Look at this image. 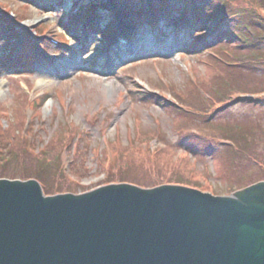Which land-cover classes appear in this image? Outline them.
<instances>
[{
    "label": "rangeland",
    "instance_id": "rangeland-1",
    "mask_svg": "<svg viewBox=\"0 0 264 264\" xmlns=\"http://www.w3.org/2000/svg\"><path fill=\"white\" fill-rule=\"evenodd\" d=\"M159 1L0 0V11L10 16L14 14L17 22L28 28V31L18 28V31L30 38L26 45L19 44L21 39L13 43L19 47L14 57L29 62L27 69L11 71L13 69L6 67V71L0 73V126L6 128L11 123L18 129L17 117L21 118L20 135L26 150L35 156L47 144L63 141L65 137L67 140L60 154L64 149L66 152L58 155L64 167L60 164V168L54 170L57 177L65 171L67 177L64 176V180L56 177L53 180L45 163L40 162L37 170L25 169L20 168L16 160L1 163V179L17 178L24 170L25 176L43 183L45 195L57 192L82 195L122 182L143 189L182 186L225 197L234 189L264 182V66L251 65L247 69L250 72L217 73L209 79L214 89L203 88V81L212 73L201 60L220 56V51L208 50L205 54L201 51L199 55L184 51L181 46L182 40L189 37L187 32L176 33L173 28L165 31L167 22L163 26L159 23L165 19L161 12L158 14V9L165 10L169 4L167 13L183 8L190 16L191 5L188 0H169L158 7ZM207 1L198 0L197 3ZM228 1L236 10L247 12V18L243 19L241 14L229 13L230 21L235 19L230 28L232 23L241 24L238 30L246 28L248 31L240 34L241 37L257 39L258 24L252 21L250 13L264 18V0ZM86 4L106 7L97 23L111 22L96 34L106 41L108 35L122 30L120 33L125 36L119 49L116 43L112 47L99 44V39L93 35L85 36L83 32H80L82 38L89 40L84 49L74 40L77 38L74 24L77 18L86 15L80 12ZM148 6L153 9L151 12ZM136 9L148 14L151 25L154 20L159 24L152 29L146 28L144 22L137 25L133 13ZM153 11L155 18H152ZM226 26H220L218 31ZM80 29L84 27L80 26ZM0 30V43L13 37L2 26ZM254 44H251V56L264 63V41ZM239 46V50H244L242 45ZM128 47L135 50L128 52ZM33 50L49 62L42 58V61L34 62ZM72 51L76 55L68 56ZM101 52L106 56L103 57ZM30 55L32 61H27ZM122 55L114 60L115 56ZM95 60H99L101 66H94L91 61ZM216 61L226 68L233 67L221 57ZM9 62L15 63V59ZM130 83L143 88V93L148 92L147 88L155 92L156 99H167L182 111L184 117L192 118L191 122L185 123L186 118L161 102L140 101ZM109 84L117 89L109 90ZM45 92L50 97L46 103H31ZM225 97L228 99L223 101L221 98ZM130 144L136 145L135 150L143 154L132 160L127 168L125 166L127 171L122 175V170L115 171L119 153L116 148ZM159 150L170 153L162 154Z\"/></svg>",
    "mask_w": 264,
    "mask_h": 264
},
{
    "label": "water",
    "instance_id": "water-1",
    "mask_svg": "<svg viewBox=\"0 0 264 264\" xmlns=\"http://www.w3.org/2000/svg\"><path fill=\"white\" fill-rule=\"evenodd\" d=\"M0 264H264V183L228 197L128 184L45 196L0 180Z\"/></svg>",
    "mask_w": 264,
    "mask_h": 264
},
{
    "label": "trees",
    "instance_id": "trees-1",
    "mask_svg": "<svg viewBox=\"0 0 264 264\" xmlns=\"http://www.w3.org/2000/svg\"><path fill=\"white\" fill-rule=\"evenodd\" d=\"M32 1V0H30ZM162 1V0H160ZM157 3L158 7L165 5L166 1L169 3V0H164L162 2ZM189 4L191 5V15L188 16L187 11H185L183 8L180 9V11L175 10V12H170L167 13L166 15L164 14V22H167V29H174V31L177 29V31H181L182 33L188 34V38L186 41H182L183 45L181 46L184 51L187 53H194L199 55V53L202 51L205 53H208L209 51H220V56H215L213 57H205L202 61L203 65L209 68L210 73H212L208 79H205L203 81V88H207L209 91L214 89L212 87V80H209L210 78H214L217 73L220 72H226V73H232L233 70H237L243 72H247L249 67L251 65H262L264 66V63H261L259 61H256L253 59V57L250 54V50L252 49L251 44L257 43L260 40L264 41V18L260 17L259 14H253L250 13L252 16V21L258 24L257 27V39H252L249 38L248 36L241 37L240 34L248 33L247 29H241V24H233L232 23V30L230 28V14H241L240 16L243 18L246 17V10L244 9H239L237 10L230 6V2L227 0H208L205 3H197L198 0H188ZM232 1V0H231ZM228 4V5H227ZM103 4H86L83 9H81V12H85L86 18H87V24L86 27L91 31V32H96L98 27L94 23V16L100 15L102 9H106V7ZM50 8V6H49ZM247 8V7H246ZM166 9H169V4H166ZM233 9V10H232ZM249 9H252L251 6H249ZM159 10V9H158ZM135 20L146 23L145 25L151 26L148 22V18L146 16V13L144 14V11L142 9L135 10ZM104 13V12H102ZM175 13V14H174ZM178 14V16H176ZM144 16V17H143ZM142 17V18H141ZM190 17V18H188ZM168 18V20H166ZM187 19V20H186ZM227 19V21H226ZM250 19V18H248ZM79 21L78 24L81 23L80 18L77 19ZM107 23H109L107 21ZM227 25L226 28L222 31H218L220 26ZM107 26L106 24H103ZM4 28L5 31H7L9 34H13V37L11 39H5L3 42L0 43L1 49V56H0V69L2 68L5 70L6 67H10L11 69H16L24 66V62H21L22 58H17V57H12L14 53H17L18 51V44H12L13 41L17 40L19 37L21 39L20 45H26V42H28V37L26 34H23L21 37L18 35L17 30L15 29V26L12 24L11 21L0 17V28ZM100 27L99 30L102 32V29L105 28ZM246 27V26H245ZM262 28V29H261ZM217 29V32H215ZM2 30H0L1 32ZM173 31V32H174ZM81 34V33H80ZM110 39V35H108L106 40ZM75 40H78L81 44L83 43L82 40V34L80 36H77ZM213 45L214 47L211 48L210 46ZM237 45V46H236ZM242 45L244 50H239L240 46ZM255 45V44H254ZM3 46V47H2ZM85 45L83 44V47ZM209 50V51H208ZM223 51V52H222ZM213 54V53H212ZM229 54L232 58L229 59L228 55ZM19 56V54H18ZM21 57V56H19ZM217 57H221L233 64L232 68H226L222 63H219L216 61ZM15 59V63L10 64L11 62L8 63L10 59ZM248 59V61H247ZM238 61V62H236ZM249 62V63H248ZM242 63H245L243 65ZM210 65V66H209ZM257 66H255L256 68ZM7 68V69H10ZM254 68V70H256ZM263 68V67H262ZM250 72V71H249ZM254 72V71H253ZM252 73V72H251ZM253 74V73H252ZM15 89L18 91V85L15 83ZM131 88H133V93L134 95L137 96V98L140 101L148 100L149 102L155 101L154 103H162L164 107H168L171 109L172 112L177 113L182 118H186L185 123L191 122L192 118L184 117L182 111L175 107L172 103L169 101L165 100L162 101L160 99H156L154 95L152 94H146L141 91L136 85L134 84H129ZM191 92V91H189ZM22 96V94L20 93ZM191 95V94H190ZM135 97V96H134ZM24 98V97H23ZM228 99L227 97L221 98ZM24 103H25V98L23 101L22 109L24 108ZM1 117H0V124H1ZM5 120V119H4ZM212 121V120H211ZM209 121V122H211ZM8 122V121H7ZM215 123V122H211ZM17 125L19 126L18 129L13 128V126L8 125L6 128H3L0 126V165L2 162L5 161V163H10V161L16 160L19 163L20 168H34L35 170L39 169V163H45L47 164L48 170L51 174V178L54 180L55 177L57 180H64L65 178L63 175H60L59 177L56 176V173L54 170L57 168H60V152L64 145L67 143L66 137L63 139V141H55L52 142V144H47L44 146L43 151L39 152L38 154L32 155L31 152H28L25 147V142L20 135V127L22 125V119L17 117ZM67 133H65L66 135ZM153 138H154V133H153ZM59 141V142H58ZM133 145L130 144L126 147L119 146L120 148H116L119 153L117 154L118 162L116 165V172L122 170V175L126 173V168L128 165H130L131 161L134 159H139L141 158L140 154H143L142 152H137L134 148L132 147ZM160 153H170V152H164V150H159ZM137 153V155H135ZM59 155V156H58ZM104 160V158H101ZM143 159V158H142ZM43 160L45 162H43ZM106 161V160H104ZM133 164V163H132ZM126 166V168H125ZM43 167V166H42ZM125 168V169H124ZM22 170V169H21ZM21 174L17 178H11V179H20V180H30L29 176H25V171L22 170ZM119 176V175H118ZM121 177V175H120ZM40 182H42L39 179ZM128 182V181H127ZM259 182V181H258ZM122 183V182H120ZM257 183V182H255ZM254 184V183H253ZM43 185V183H42ZM246 187H240L239 189H244ZM236 190V189H234ZM59 193V192H57Z\"/></svg>",
    "mask_w": 264,
    "mask_h": 264
},
{
    "label": "bare ground",
    "instance_id": "bare-ground-1",
    "mask_svg": "<svg viewBox=\"0 0 264 264\" xmlns=\"http://www.w3.org/2000/svg\"><path fill=\"white\" fill-rule=\"evenodd\" d=\"M108 88H109V90H111V91H114L115 89H117L116 86L113 85V84H109Z\"/></svg>",
    "mask_w": 264,
    "mask_h": 264
}]
</instances>
